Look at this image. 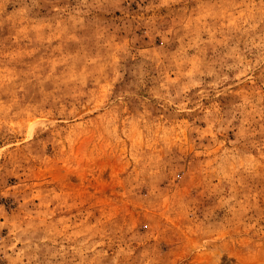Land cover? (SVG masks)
Masks as SVG:
<instances>
[{"label":"rangeland","instance_id":"374dc122","mask_svg":"<svg viewBox=\"0 0 264 264\" xmlns=\"http://www.w3.org/2000/svg\"><path fill=\"white\" fill-rule=\"evenodd\" d=\"M0 264H264V0H0Z\"/></svg>","mask_w":264,"mask_h":264}]
</instances>
